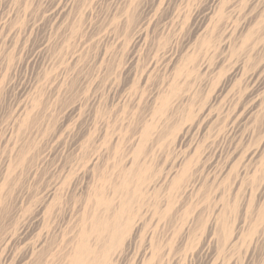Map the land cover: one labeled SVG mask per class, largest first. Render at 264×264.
<instances>
[{
    "label": "rangeland",
    "instance_id": "374dc122",
    "mask_svg": "<svg viewBox=\"0 0 264 264\" xmlns=\"http://www.w3.org/2000/svg\"><path fill=\"white\" fill-rule=\"evenodd\" d=\"M0 264H264V0H0Z\"/></svg>",
    "mask_w": 264,
    "mask_h": 264
},
{
    "label": "bare ground",
    "instance_id": "6f19581e",
    "mask_svg": "<svg viewBox=\"0 0 264 264\" xmlns=\"http://www.w3.org/2000/svg\"><path fill=\"white\" fill-rule=\"evenodd\" d=\"M166 74V73H165ZM175 79V78H174ZM185 80V79H184Z\"/></svg>",
    "mask_w": 264,
    "mask_h": 264
}]
</instances>
